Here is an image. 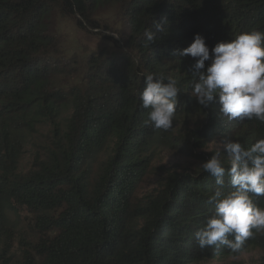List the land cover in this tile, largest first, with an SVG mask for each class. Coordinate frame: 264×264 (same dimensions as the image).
I'll return each mask as SVG.
<instances>
[{
    "label": "trees",
    "instance_id": "trees-1",
    "mask_svg": "<svg viewBox=\"0 0 264 264\" xmlns=\"http://www.w3.org/2000/svg\"><path fill=\"white\" fill-rule=\"evenodd\" d=\"M107 12L121 17L111 38L119 53L91 57L77 84L64 81L58 19L93 31ZM161 18L167 31L148 46L144 33ZM253 29L264 31V0H0V264H201L253 249L264 264V233L239 253L196 244L216 188L201 169L169 172L137 195L153 147L168 138L140 106L150 73L178 81L176 116L207 113L195 144L203 134L245 147L264 139V123L221 119L216 104L201 109L192 59L173 55L196 34L211 49Z\"/></svg>",
    "mask_w": 264,
    "mask_h": 264
},
{
    "label": "clouds",
    "instance_id": "clouds-1",
    "mask_svg": "<svg viewBox=\"0 0 264 264\" xmlns=\"http://www.w3.org/2000/svg\"><path fill=\"white\" fill-rule=\"evenodd\" d=\"M168 24L166 18L153 21L154 31L144 33L146 44L154 43ZM173 55L192 59L188 70L193 78L191 95L201 109L216 104L221 119L264 123V31L243 32L211 49L196 34L188 47L174 50ZM180 95L181 88L172 76L148 74L140 93V106L148 110L145 123L154 130H171ZM209 151L212 155L199 168L213 177L216 188L206 200L212 206L211 215L194 239L202 249L220 245L239 253L246 241L264 233V207L255 202V198H264V139L248 147L229 140Z\"/></svg>",
    "mask_w": 264,
    "mask_h": 264
},
{
    "label": "rangeland",
    "instance_id": "rangeland-1",
    "mask_svg": "<svg viewBox=\"0 0 264 264\" xmlns=\"http://www.w3.org/2000/svg\"><path fill=\"white\" fill-rule=\"evenodd\" d=\"M98 20L100 28L93 31L82 30L71 19L59 18L56 23V31L62 42L63 61L60 68L66 74L64 81L70 84H77L85 75L91 57L107 60L119 53L111 38L118 36L116 32L121 29V17L107 12L101 14ZM204 115L200 111H193L188 115L175 116L173 128L166 132L168 138L159 141L151 151L147 177L137 191L139 197L156 191L169 172L199 171V166L207 161V156L212 155L209 149L215 150L220 144L229 141L217 135L203 134L197 139L199 144L194 143L193 134H197L194 132L208 124ZM171 143L178 147H173ZM221 151L223 154V149ZM29 161L30 156L25 155L23 167ZM29 220V217H23L22 227H26ZM261 257L262 251L253 249L239 255L209 259L201 264H260Z\"/></svg>",
    "mask_w": 264,
    "mask_h": 264
}]
</instances>
